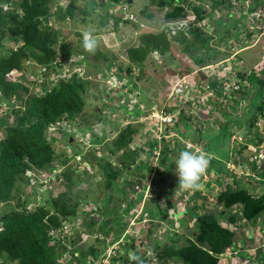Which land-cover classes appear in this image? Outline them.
<instances>
[{
	"label": "rangeland",
	"instance_id": "374dc122",
	"mask_svg": "<svg viewBox=\"0 0 264 264\" xmlns=\"http://www.w3.org/2000/svg\"><path fill=\"white\" fill-rule=\"evenodd\" d=\"M99 1H76V5L79 7L88 6L93 9L89 14L85 15L84 20H82L83 15L76 10L75 19L70 18L65 21H59L56 16H53L49 21V24L53 26L55 31L59 32V37L63 41L76 45L78 49L76 50L77 54L72 55L69 60L61 61V67L52 62L50 67H46L45 76H47V79H50V76L53 78L51 72L55 71L59 73V78L63 75L68 77L69 73L78 67L77 72H79V76L89 81L87 91L84 93L85 105L83 111L75 119H70L66 121L67 123L63 119L56 126H50V130L48 129V136L54 138L53 145L59 153L58 160L54 161V164H58L59 171L69 169L72 175L75 173L78 175L81 169L86 167L87 163L84 159H80L79 154L75 155L78 156L77 158L66 161L64 164L61 163L63 161L60 162L63 155L70 149L73 153L75 151L81 153L85 148H90L98 156L100 154V157H102L99 158L100 161L113 160L114 156L108 158L105 145L114 139L118 131L129 123L133 127H142V130L134 135L135 139L133 142L129 144L132 149L138 150V147L139 149H148L147 142L149 140L152 141L154 135L157 138L158 134H160L162 137L165 135L164 138L157 139L159 141L167 140L164 142L165 144L177 143L193 151L199 150L208 154H216L214 160L226 161L229 159L226 165L231 174L226 175V173L222 172L217 176L213 171H210V173L206 171L200 181L201 188L189 191L178 187V175L175 172L174 159L178 156L179 152L176 151L171 155L170 161L173 164L170 166L169 172L165 173L167 174L165 180L168 182L164 184L160 178L154 179L153 171H151L149 175L152 180L149 186H147V182H142L141 185L138 183V186H134L136 190L139 188L143 190V186L147 187L146 191L148 193L145 200L147 207L152 205L151 207L154 208V202H157L160 197L159 203L162 206L166 205L167 199L171 201L175 209L174 213L170 210L171 219L174 221V226L177 230L182 232L181 234L187 235L196 226L193 223L194 219L190 218L191 221L188 222L189 216L185 217V214L184 227L180 229L176 226L179 223L177 215L185 213L190 204H196V208L194 209L196 213L212 212L219 214L223 209V206L216 202V195L220 190L219 180H222L223 184L231 183L232 185L234 178H238L241 185H247V183L250 185V191L253 194L264 192V175L262 177L258 175V172L264 171L263 122L261 119H258L255 122V127L248 132L245 129L246 125L242 128L237 127L239 121L244 125L247 120V113L245 112L253 89L251 85H248V88L249 86L251 88V90H249L250 88L248 89L251 95L249 94L245 98L238 92H231L236 89L238 72L247 74L252 70L259 71L264 68V15L259 16L260 12L258 10L256 12L251 10L260 7L264 12V0H227L226 2L216 4L214 0H190L193 4H198L203 10L201 18L199 20L198 18L196 19L191 9L187 8L189 15L184 19L176 21H170L166 15L168 12L173 11L174 6L179 5V2H174L172 5L160 6L157 0H118V2L114 0H101L105 4L103 7L99 4ZM55 3L65 5L66 1L55 0ZM118 5L123 6L121 11L118 9ZM106 7L111 12H116L123 19H130L131 23L125 24L122 20H119L117 26H114L112 18L106 15ZM51 9H55V4L51 5ZM109 10L108 15H111ZM249 12L251 13L247 16L246 13ZM105 16H107V19L102 24L101 21ZM256 16H258L257 21H255ZM217 20H220L219 24H217ZM232 23H234V26H232ZM190 25H200L204 30H209L210 32L213 30L217 31L218 35L214 34L210 40V46L220 51L215 60L193 67L195 64L191 57L183 54L182 48L184 45L179 41H173L171 50L167 54L160 55L153 52L147 56L143 64V73L138 70L139 68L136 65H133V76L122 81L123 83H119L118 78H112L113 72L121 75L125 73L124 69L128 63L127 48L138 44V36L140 34L148 31H165L171 37L178 35V31H181L186 38L190 39L193 36L187 29ZM85 30L93 31L98 40L97 48L105 54V59L102 57L94 58L95 51L89 53L83 50L82 35ZM2 43L5 47L15 46L14 43L8 40ZM55 48L58 49V45L55 44ZM204 51L201 48L192 52H198L199 55L204 56ZM59 58L60 56L57 54L56 60ZM71 60L75 62L71 63ZM23 63L27 65V74L29 75L21 73L24 76L27 75L25 79H21V74L13 73L9 75V78L12 81L21 82L29 88V91L25 92L20 89L19 94L21 98L13 96L11 103L14 105L12 106L8 105L5 99H0V116L6 114L10 123L16 117L12 109H23L24 100L37 92L38 86H40L32 83V81L36 78L41 79L37 73V68L39 70L41 68L35 63L27 62L26 60ZM93 63L98 65V69L93 66ZM107 65H109L108 69L106 68ZM106 70L107 72L104 74ZM186 76L192 85L188 83V86L184 87L186 89L184 93L186 96H182L181 99L179 98L180 100H176L172 90L174 82L179 77ZM210 79H215L216 82L223 86L224 95L222 94L224 91H221L222 93L219 91L216 94L213 91L209 92L210 90L205 89L207 84H210ZM134 82L137 86L131 87ZM165 82H167L166 85L168 84L166 87H164ZM165 88L169 89L168 92ZM227 94L237 97L238 99L230 95L233 99H237V102L229 99ZM177 101H180V103ZM179 108H182L184 114L190 115V120L187 122H181L180 118L176 116L179 121L178 123L182 124L183 130H175L174 127L164 124L159 125L157 118L154 117L164 109L176 111L177 113ZM100 114L102 115L101 118ZM171 126H174V124ZM52 130H55V134ZM3 135H5L4 126L0 125V138ZM96 135H98L97 138ZM261 137H263V140H260ZM100 140L103 142L100 143ZM69 142H73L72 145ZM145 144L147 147H145ZM102 145H104V148ZM142 152L140 153L139 151L138 154L141 155ZM255 153L263 154V157L261 158L262 160H255L256 169H253L252 156ZM238 160L243 162L238 164ZM116 164V161H113V165ZM94 169H91L92 173ZM91 171L89 173L90 176ZM97 175H99L98 172L97 174L94 172L91 180L87 183L89 186L91 185V189H88L85 184L71 187L69 193L71 201L78 198H83V200L81 201V205L77 207L78 217H74L72 219L74 222L69 223L68 228L73 226V229L69 228L65 235H71L75 231L80 236L78 238L77 235L75 238V247L81 246L85 248L89 246V243L98 245L99 241L103 239L102 242L104 244H99V249H104L105 244L114 243L115 246H119L123 250V247L131 239L130 235H133L137 229L141 233L144 230L146 222H142L140 226L139 224L130 225L129 221L130 223L135 222L137 215H133L130 220L129 216L133 214L132 209L129 216L125 215L124 217L120 210L126 206L127 200L125 198L128 197V193L123 198L124 194L116 189H114V192L111 187L105 190L102 181L99 180L101 178ZM122 175L125 177L124 181H118L117 183L119 187H124V191H127L128 187L126 188V185L129 183L128 180L133 178V175L126 171ZM138 175L140 174L138 173ZM32 187H34L32 183L22 184L21 186L24 195L29 196L32 200L28 206L29 208H34L36 202L38 203L44 199L42 193L34 190L35 194L38 195L36 201V196H33L34 192L31 193ZM49 188L55 193L54 196L59 195L60 191H64V188L62 189L58 184H51ZM79 188L85 191L79 193ZM107 190L108 194L113 193L110 196L112 200L105 202L104 200L95 201L97 202L95 204L98 206L97 210L94 211L97 221L90 228V226L86 225L87 223H84L86 218L89 219L88 208L92 206L91 203L94 199L102 197L103 193ZM195 191L199 193L195 195ZM140 194L136 196L137 198H130L131 204H135L134 209ZM153 197H155V200H153ZM99 207H103L102 211ZM99 214L102 215L99 216ZM180 218L182 219L183 217L181 216ZM120 219L124 221L123 226L119 225ZM108 220H111V222L101 230L99 225ZM118 220L119 223L116 222ZM221 220L222 223L225 222L223 221L224 219ZM165 225L164 223L161 226H157L153 223L152 226L155 229L156 238L159 239L161 247L164 243L163 233ZM229 227L235 229L233 225ZM97 228L99 229L97 230ZM141 236L146 241L144 243H140L138 240L135 242L136 252L144 250L147 255L150 254L151 256L153 240L149 236L152 235H147V232H145ZM185 238L182 236L179 243H184L186 241ZM168 242L169 240H167ZM235 242L237 246L233 245L231 249L229 248V252L222 254L220 258L221 264H264V211L251 222L240 224L235 229ZM68 263V261L64 262V264ZM0 264H2L1 259ZM69 264H77V261L74 260ZM168 264H172V262H168Z\"/></svg>",
	"mask_w": 264,
	"mask_h": 264
},
{
	"label": "trees",
	"instance_id": "16d2710c",
	"mask_svg": "<svg viewBox=\"0 0 264 264\" xmlns=\"http://www.w3.org/2000/svg\"><path fill=\"white\" fill-rule=\"evenodd\" d=\"M76 1L66 0L65 5H58L55 0H0V99H5L8 105H14L11 103L13 96L21 98L20 89L25 92L29 91V88L21 82L12 81L9 78L8 73L10 70L15 69L20 73L27 74L28 69L27 65L23 63L24 60L51 66V63L57 59V54H60L64 59H69L72 55L77 54L78 47L63 41L59 37V32L55 31L53 26L49 24L53 16H56L59 21L70 18L75 19L77 11L83 15L82 20H84L85 15L93 9L88 6L79 7L76 5ZM114 1L118 2V0ZM226 1L214 0L215 4ZM157 2L160 6L179 2V5H175L174 10L166 15L170 21L186 18L189 15L187 8L191 9L198 20L203 12L198 4H193L190 0H157ZM52 4H55L54 10L51 9ZM99 4L103 7L105 5L101 0ZM107 7L105 8L106 15L112 18L114 26H117L119 20H122L125 24L131 23L130 19H123ZM108 10L111 15H108ZM107 16L103 17L102 24L105 23L103 21L107 19ZM219 21L217 20V24H219ZM232 24L234 26V23ZM187 29L193 35L190 39L186 38L181 31H178V35L171 37L165 31H148L140 34L138 44L127 48L128 63L124 69L125 76L122 79L133 76V65H136L139 68L138 70L143 73V64L147 56L153 52L160 55L167 54L171 50L173 41H179L184 45L182 48L183 54L191 57L195 64L193 67L215 60L220 51L210 46V40L214 34L218 35L217 31L204 30L200 25H190ZM5 40L11 41L15 46L5 47L2 43ZM55 44L58 45V49L55 48ZM201 48L205 50L204 56L199 55L198 52H192ZM93 57L106 58L105 54L98 48L95 50ZM93 66L98 69L97 64L93 63ZM108 67L109 65L106 68L108 69ZM237 75L236 83L238 87L232 90V93L238 92L245 98L249 96V90L253 89L245 112L247 113V120L244 125L239 121L237 127L242 128L246 125L245 129L248 132L255 127V122L261 119L263 122L262 130L264 131V68L259 71L252 70L247 74L238 72ZM25 76L21 74V79H25ZM38 82L39 79L37 78L32 81L37 86ZM166 83L164 87L168 85ZM88 84V80L78 77L76 74L69 78H60L52 86L47 85L46 88L38 86V91L33 92L34 94L24 100L23 109H12L16 116L12 123L9 122L6 114L0 116V125H3L5 130V135L0 138V259L2 264H64L66 261L71 263L74 260L77 261V264H95L96 262L98 264L99 250H101L99 246L101 243L104 244L103 239L99 241L100 245L89 243V246L85 248L75 247V238L78 234L74 231L71 235H65L66 232L63 231V226H68L69 223L73 222L72 219L77 215V207L83 200V198H78L71 201L69 196L71 187L76 186V184L80 186L85 184L88 189H91V185L89 186L87 183L91 180L92 174L98 172L99 175L97 176L101 178L99 180L102 181L105 190L111 187L114 192V189H116L124 194L123 198L128 193V197L125 198L127 200L126 206L120 210L123 217L125 215L129 216L131 209L134 214L141 206L140 201L136 203L135 209V204H131L130 198H137L136 196L141 193L134 186L138 183L141 185L142 182H147L151 171H153L154 179L158 177L162 183L168 182L165 180L167 178L165 173L169 172L170 166L173 164L170 161L171 155L176 151L189 149L177 143L165 144L166 141H161L162 148L158 155V164L155 167L150 166L148 160H140L137 163V149H132L129 144L133 142L134 135L140 132L142 127H133L127 123L118 131L117 136L105 145L108 158L114 156L113 160L107 158L106 161H100L99 158H102L100 154L98 156L95 151L87 148L83 154V159L87 164L78 175L73 176L69 169L61 172V176L66 179L64 181L61 178L60 182H57L62 189L64 188V191H60L59 195L54 196L55 193L49 188L51 184L57 185L53 181H47L46 183L35 181L33 183L34 187H32L31 193L34 192L33 196H36V201L38 195L35 194L34 190L42 193L44 199L38 203L36 202L34 208H29L28 206L32 200L29 196L24 195L21 188L22 184L28 183L26 172L29 170L51 172L54 161L59 158V153L53 145L54 138L48 136V129L52 125L56 126L63 119L65 121L75 119L83 111L85 105L84 93L87 91ZM248 85H251V88L249 86L250 89ZM133 86H137L135 82L132 83L131 87ZM210 87L214 88L217 93L221 88L217 85L215 79H210ZM230 95H227L228 98L232 99L233 102H237L238 98L231 95L237 98L233 99ZM177 115L181 122L190 120V115L184 114L182 109L179 110ZM101 116L100 114V118ZM178 122L175 123L174 129L183 130L182 124ZM52 131L55 134V130ZM260 140H263V137ZM156 141L154 138L152 141L147 142L149 150L146 155L148 159L152 156L151 151L156 145ZM99 142L102 143L103 141L100 140ZM72 143L69 142L70 145ZM102 146L104 148V145ZM215 155L209 154L210 164L207 172L213 171L217 176L222 172L226 175L231 174L226 165L229 159L226 161L214 160ZM63 157L60 159V162L63 161L62 164L68 161L66 156L63 155ZM113 161H116L117 164L113 165ZM242 162L238 160V164ZM252 162L253 169H256V162ZM92 168H95L93 173ZM90 171L91 176L89 175ZM124 171L133 175V178L129 179V183L126 185V188L128 187L127 191H124V187H119L117 183L118 181H124L125 177L122 175ZM258 175L262 177L264 171L258 172ZM218 184H220V190L217 192L216 202L222 205L223 209L219 214L212 212L196 213L194 212L196 204H190L187 211H185V217L189 216L188 222L191 221L190 218L194 219L193 223L196 226L187 235L181 234L182 232H179L174 226L171 212L168 210L172 207L170 200L167 199L165 206L159 203L161 197L157 202H154V208L151 207L152 205L149 207L143 205L142 217L144 213H147V217L151 219L148 224L149 227L145 228L147 229V235H152L149 236L153 240L152 255H147L144 250L136 252L135 242L138 240L140 243H144L146 239L142 238L141 233L135 231L134 237H131L130 241L123 247L122 254L118 258H111L112 264H136L132 260L134 254L139 255L144 260V264H168V262L173 264H220L218 256L235 243V229L240 224L251 222L264 211V192L253 194L250 191V185L248 183L247 185H241L238 178H234L232 185L231 183L223 184L222 180H219ZM82 191L85 190L79 188V193ZM198 193L197 191L194 192L195 195ZM112 194H108L107 190L102 197L93 200L92 206H89L87 211L89 219L86 218L84 223H87L86 225L90 228L96 224L93 213L98 206L95 201L112 200V197H110ZM141 198L142 194H140L138 200ZM153 200H155V197H153ZM101 208L103 207H99V209ZM183 215H177L179 223L176 226L180 229L184 227L185 218ZM221 219H224L225 222L222 223ZM110 222L111 220L100 223L99 228L103 230V227ZM116 222L119 223V220ZM123 222L120 219L119 225L123 226ZM153 223L157 226L166 224L163 238L169 240V242L167 243V240L164 241L163 239L162 247L159 239L156 238L155 229L152 228ZM230 225H233L235 229H231ZM69 228L73 229V226ZM182 236L186 237V241L179 243ZM78 238H80L79 235Z\"/></svg>",
	"mask_w": 264,
	"mask_h": 264
},
{
	"label": "clouds",
	"instance_id": "9594fccd",
	"mask_svg": "<svg viewBox=\"0 0 264 264\" xmlns=\"http://www.w3.org/2000/svg\"><path fill=\"white\" fill-rule=\"evenodd\" d=\"M66 1V0H65ZM257 9H260L261 11H262V9L260 8V7H257V8H254V9H251L252 11H255V10H257ZM263 12V11H262ZM251 12H249V13H246V15L248 16L249 14H250ZM264 13V12H263ZM127 19V18H126ZM97 46H98V40H97V37L93 34V31L92 30H85L84 32H83V35H82V48H83V50H85L86 52H89V53H93L95 50H96V48H97ZM59 56H60V54H59ZM72 57V56H71ZM70 57V58H71ZM69 58V59H70ZM69 59H64L63 57H61L60 56V58L58 59V60H54L53 62H55V64L57 65V66H62V63H61V61L62 60H69ZM75 62V61H74ZM74 62H71V63H74ZM52 64V63H51ZM34 65V64H33ZM39 68H41L40 70L37 68V73H38V76H40V78L42 79H40L39 80V82H38V85H40L41 86V81H43L44 79H46V84L47 85H54V84H56L57 82H58V80L60 79V78H69L70 76H72V75H74V74H76L78 77H80L79 75H78V72H77V69H78V67H76V68H74V71L73 72H71V73H69V76L68 77H65V76H61L60 78H58V80L53 84V81H52V79H47V76H45V70H46V67H50V66H48V65H45V64H36ZM35 66V65H34ZM12 72V73H11ZM13 73H18V75H20L21 73L20 72H18V71H16L15 69H12V70H10L9 71V73H8V76L10 75V74H13ZM51 73H57V72H51ZM44 75V76H43ZM46 85V86H47ZM46 86L45 87H42L41 86V88H46ZM61 121H63V120H61ZM66 122V121H65ZM67 123V122H66ZM52 126H54V125H52ZM145 147H147L146 146V144H145ZM87 150V148H85L84 149V151H82L81 153L79 152V151H75L74 153H73V151H71V149H70V152L68 153H66V154H64V156H66L67 158H68V161H71V160H73L74 158H77L78 156H80V159H83V154L85 153V151ZM149 150V148L147 149H139V147H138V153H139V151H140V153L142 152V154L140 155V154H138V157H137V159H136V161H140V160H142V161H146V160H148V161H150V165L151 166H153V167H155L157 164H158V159H157V161H152L151 160V158H152V156L148 159L147 158V151ZM153 150V149H152ZM152 152V151H151ZM77 154H79L78 156H75V155H77ZM152 154V153H151ZM143 155H144V157H143ZM73 156H75V157H73ZM62 158H64V157H62ZM147 158V159H146ZM137 162V163H138ZM174 164H175V172H176V174L178 175V187L179 188H182V189H184V190H189V191H192V190H198V189H200L201 188V183H200V181H201V178H202V176L206 173V171H207V169H208V167H209V164H210V156H209V154H207V153H204V152H202V151H199V150H196V151H193V150H190V149H186V150H182V151H180L179 152V154H178V156L174 159ZM62 171H63V169H62ZM62 171H59V169H58V164H54V167L51 169V172L50 173H47L46 171H44V170H40V171H38L37 172V170H29V171H27L26 172V176L28 177V183H34L35 181H38L39 183L40 182H44V183H46L47 181H53L54 183H56L57 184V182L59 183L60 182V180H61V178H63L64 179V181H65V177H62L61 176V172ZM76 174V173H75ZM74 174V175H75ZM58 175V176H57ZM73 175V176H74ZM46 177V178H45ZM150 177V176H149ZM99 179V178H98ZM152 180V178L150 177L148 180H147V186H149L150 185V181ZM76 185H78V184H76ZM137 186H138V184H136ZM146 188L147 187H144L143 188V190H142V188H139V189H137V191H140L141 193H142V198L140 199V200H138V201H140L141 202V206H139L138 207V209H137V211L133 214V215H137L136 217H135V222H132V223H130V221H129V224L130 225H136V224H139V226H140V224L143 222V219L145 218L146 219V224H144V230L141 232V234L143 235V233H145V232H147V229L145 228V227H149V222L151 221V219L149 218V217H147V213H144V215H143V217H142V214H143V207L146 205L145 203H146V198H147V193H148V191H146ZM188 195V194H187ZM179 197H181V196H179ZM167 202V201H166ZM90 203V202H89ZM79 205H81V202H80V204ZM85 205V204H84ZM90 205V204H89ZM144 205V206H143ZM79 207V206H78ZM101 211H102V208L100 209ZM169 211L171 210V212L172 213H174L175 212V209H174V205H172V207L171 208H169L168 209ZM78 211L76 210V213H77ZM179 213H181V212H179ZM183 214H185V213H182V214H180V215H183ZM261 214V213H260ZM102 214H99V216H101ZM132 215V216H133ZM93 216H94V213H93ZM132 216H130V220L132 219L131 217ZM78 217V213H77V215L75 216V218H77ZM183 217H184V215H183ZM94 218H95V216H94ZM101 218V217H100ZM137 219V220H136ZM96 220V219H95ZM100 220V219H99ZM97 221V220H96ZM141 221V222H140ZM74 222V221H73ZM137 222H140V223H137ZM81 230H83V229H81ZM97 230H98V228H97ZM138 230V229H137ZM136 230V231H137ZM138 232V231H137ZM139 233V232H138ZM138 235V234H137ZM131 237H134V234L133 235H130V238ZM130 241V240H129ZM146 241V240H145ZM114 243H112V244H105V248H106V246H108V245H113ZM234 245H236L237 246V243L235 242V244ZM114 246H115V244H114ZM105 248L104 249H101V250H99V253H100V255H99V259L101 258V256L102 255H104V251H105ZM230 249L232 248V247H229ZM229 248H227L226 250H225V252H223L222 254H224V253H226V252H229ZM239 251H240V249H239ZM115 252H116V255H114V256H112L111 258H113V257H119L121 254H122V252H123V250H121L120 249V247L119 246H115ZM241 252V251H240ZM239 252V253H240ZM222 254H220L218 257H219V261H220V258H221V256H222ZM236 255H237V253H236ZM132 260L133 261H135L136 262V264H144V260L139 256V255H133L132 256ZM221 262V261H220ZM173 264V263H172ZM221 264V263H220Z\"/></svg>",
	"mask_w": 264,
	"mask_h": 264
},
{
	"label": "built area",
	"instance_id": "2783aa9c",
	"mask_svg": "<svg viewBox=\"0 0 264 264\" xmlns=\"http://www.w3.org/2000/svg\"><path fill=\"white\" fill-rule=\"evenodd\" d=\"M118 9L121 11L122 9H123V6H121V5H118ZM260 13H259V16H261V15H264V13L260 10V9H257ZM257 10H255L254 12H256ZM250 15V14H249ZM248 15V16H249ZM258 20V16H256V19H255V21H257ZM70 62H74L73 60H71ZM207 68H209V67H207ZM79 69V68H78ZM105 72H107V70L105 71ZM53 74V78L50 76V79H52V81H53V84L58 80V75H59V73L57 72V73H52ZM125 74V73H124ZM124 74H119V73H117V72H113V74H112V78H118L117 80L118 81H120L119 83H123L122 81H124L125 79H127V78H125V79H122V77L124 76ZM190 74H193V73H190ZM78 75H79V72H78ZM63 76H65V75H63ZM188 76H189V74H188ZM235 80H236V78H235ZM117 81V82H118ZM188 83H189V79H187V76L186 77H179L178 78V80H176L175 82H174V85H173V87H172V90H173V92H174V94H173V96H175L174 98L176 99V100H180L181 99V97L182 96H186L184 93L186 92V89H184V87H186V86H188ZM194 83V82H193ZM117 84V83H116ZM189 84H191V83H189ZM192 85V84H191ZM217 85H219L221 88H220V92L221 91H224V88H223V86L221 85V84H219L218 82H217ZM237 83H236V89H237ZM115 88H117V87H115ZM205 89H208V90H210L209 92H211V91H213L214 93H216L217 94V92H216V90L214 89V88H211L210 87V84L208 83L207 84V86L205 87ZM128 90V89H127ZM182 91H183V94H182ZM182 95H181V94ZM222 93V92H221ZM223 95L225 94V91L222 93ZM227 95H229V94H227ZM210 96V95H209ZM171 97V96H170ZM228 97V96H227ZM180 98V99H179ZM178 103H180V101H177ZM182 109V108H181ZM179 110H180V108H179ZM179 112V111H178ZM177 112V113H178ZM177 113H176V111H172V110H168V109H164V110H162V112H160L159 114H157L156 116H154L155 118H157V120H158V122H159V125H161V124H164V125H166V126H170V127H174V126H171V125H175V123L176 122H178V120H177V118H176V116H178L177 115ZM161 134H162V130H161ZM164 136L165 135H163V137L162 136H160V134H158V137L157 138H161L162 137V139L164 138ZM167 136V135H166ZM154 138L156 139V140H158L157 138H156V136L154 135ZM162 140H158V142L156 141V145L153 147V150H152V158H151V160L152 161H157V159H158V155H159V152H160V149L162 148V142H161ZM90 146H92V144H90ZM68 153L70 152V150H68L67 151ZM263 157V154H260V153H255L253 156H252V160L253 161H257V160H262L261 158ZM146 221V219L144 218L143 219V222H145ZM68 226H69V224H68ZM68 226H63V231L64 232H67L68 230H69V228H68ZM66 228H68V229H66ZM114 255H116V252H115V246H114V244L113 245H108V246H106V248H105V251H104V255H102L101 256V258L99 259V262H98V264H112V262H111V257L112 256H114ZM95 264H97V262L95 263Z\"/></svg>",
	"mask_w": 264,
	"mask_h": 264
},
{
	"label": "water",
	"instance_id": "95a60500",
	"mask_svg": "<svg viewBox=\"0 0 264 264\" xmlns=\"http://www.w3.org/2000/svg\"><path fill=\"white\" fill-rule=\"evenodd\" d=\"M46 82H47L46 79H44L43 81H41V86L42 87L46 86Z\"/></svg>",
	"mask_w": 264,
	"mask_h": 264
},
{
	"label": "crops",
	"instance_id": "0c3cea01",
	"mask_svg": "<svg viewBox=\"0 0 264 264\" xmlns=\"http://www.w3.org/2000/svg\"><path fill=\"white\" fill-rule=\"evenodd\" d=\"M130 114V113H129ZM133 115V114H132ZM165 141H167V140H165ZM141 146V145H140ZM214 155V154H213ZM143 157H144V155H143ZM181 201V200H180ZM182 202V201H181ZM187 217V216H186ZM185 218V217H184Z\"/></svg>",
	"mask_w": 264,
	"mask_h": 264
}]
</instances>
